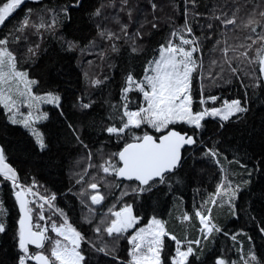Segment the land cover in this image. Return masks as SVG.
<instances>
[{
    "label": "snow or ice",
    "instance_id": "obj_1",
    "mask_svg": "<svg viewBox=\"0 0 264 264\" xmlns=\"http://www.w3.org/2000/svg\"><path fill=\"white\" fill-rule=\"evenodd\" d=\"M25 2L7 0L2 3L0 25ZM32 2L39 5L41 0ZM184 4V24L173 27L169 37L163 43L157 42L156 47L144 43L161 23L156 13L163 9H158L154 0H147L150 12L140 0H102L98 6L92 0H62L55 6L39 10L29 8L11 31L0 35V108L7 124L19 125L32 137L30 155L39 159L51 151L50 142L36 127L39 122L51 120L50 113L43 111L42 106H53L58 110L57 119L66 120L64 98L58 87L45 89L28 67H22L21 58L11 45L26 41L30 31L42 38L45 34L57 38L58 28H74V20L78 18L95 28L96 35L86 45L87 49L97 48V39L104 43L105 47L97 52L101 60H108L109 53H114L117 57L127 55L129 61H145L142 63V75L137 76L131 68L127 71L120 88L122 105L119 109L112 105L109 119L113 122L101 129L108 140L115 138L117 145L122 143V146L118 147V151L109 153L107 158H104L103 150H99L101 162L98 167L103 175L99 176V181L93 175L86 187L82 186L79 193H72L88 208V215L83 220L92 229L96 240L105 234L111 241L126 239L127 257H120L116 244L98 246L95 241L86 240V234L69 222L62 209L55 207V193L47 195L34 191L39 187L35 179L31 185L22 184L17 170L6 162L7 145L0 144V177L11 183L12 194L19 207L12 244L8 248L0 246V264H93L92 254L96 257L94 264H213L204 255L202 241H212L217 234L231 239L233 247L239 245V260L229 261L221 250V255L215 256L214 264H264V117H261L258 144L251 152L243 154L253 162L252 166L241 163L239 156L234 155L232 160L224 157L229 165L236 163L244 170L245 175L235 184L229 178L231 173L228 168L221 163L222 153L218 143L213 142L209 147L203 138L208 117L218 118L221 130L236 123L247 127L250 110L247 93L243 100H224L220 107H216L214 104L218 102V97L210 93L204 95V81L219 86L221 82L227 84L236 79L241 80L242 87H246L242 77H252L256 65L259 76L264 77V0H225L223 5L212 9L207 18L209 35L205 39L211 40L215 34L211 21L219 22L221 31L218 35L221 38H216L212 44L207 64L202 47L204 41L194 35L192 27V21L198 23L201 15L197 11V0H184ZM59 40L63 51L72 53L79 47L76 40L64 37H59ZM120 41L126 47H122ZM39 49V43L29 46L25 61L34 62ZM80 51L83 53L85 48ZM149 51L151 58H148ZM56 74L60 75V70ZM84 75L93 88L104 86L109 80L107 76L100 80L95 76L89 77L87 72ZM197 79L201 81L198 108L194 107L193 88ZM251 86L255 88L259 85L253 83ZM133 92L139 94L136 101L129 97ZM210 101L213 106H209ZM72 107L86 115L85 110L90 109L91 102L84 103L82 97H77ZM22 108H26L27 112L21 111ZM116 118L119 124L115 123ZM67 128L77 145L89 149L82 138V125L69 122ZM197 152L201 160H208L219 168L220 179L215 192L209 193L201 209L195 212L201 235L196 239L187 236L181 239L170 233L155 215L148 218L147 211L151 208L150 202L154 198L158 200L159 194L164 192L165 185L168 188L166 194H170L175 190L174 184L184 182L181 172L188 167L189 159L195 162ZM87 158L89 163L83 169L84 174L96 167L91 162L93 156L90 149ZM108 177H115V188L120 191L116 200L123 202L118 210L113 204L101 214L99 223H95L91 218L95 215L91 206L103 207L106 197L101 194L99 184L111 188ZM84 180L85 175H79L76 182L83 184ZM121 183H124L122 189ZM124 198L133 202L128 203ZM242 198L249 202V207L254 202L261 203L259 215L248 217L253 224L254 235L243 229L229 231L226 226L213 221L211 207L207 208V214L203 211L210 202L213 206H226L231 217L238 219L237 202ZM86 200L91 201V206ZM45 205L59 215L60 223L45 215ZM0 215H7L2 203ZM144 219H147V224L139 226ZM181 219L188 222L191 218L185 214ZM49 229L55 238L48 235ZM8 231L7 224L0 221V234L7 236ZM238 236L247 237V255L244 254V241L238 240ZM165 238L174 242V253L168 248ZM256 240L260 241L258 245ZM46 241H49L50 247L46 246ZM82 242L87 244V249ZM29 246H33L34 250Z\"/></svg>",
    "mask_w": 264,
    "mask_h": 264
},
{
    "label": "trees",
    "instance_id": "obj_2",
    "mask_svg": "<svg viewBox=\"0 0 264 264\" xmlns=\"http://www.w3.org/2000/svg\"><path fill=\"white\" fill-rule=\"evenodd\" d=\"M4 2H7V0H0V6ZM60 2L62 0H41L39 5H35L32 0H28L3 25H0V35L11 31L29 8L39 10L45 6H55ZM92 2L98 6L102 0H92ZM140 2L147 8V0H140ZM154 2L157 4L158 9L162 8L163 10H158L156 13L161 20L159 29L155 30L154 34L144 41L146 45L150 44L151 47H156L157 42L163 43L169 37L173 27L184 24V0H154ZM224 3L225 0H197V11L201 15L198 17V23L196 20L192 21V27L194 35L204 41L202 47L206 64L211 55L212 44L215 43L216 38H221L218 35L221 31L219 22L211 21L214 25L215 34L213 39H205L209 35L207 18L211 15L213 8H218ZM147 10L151 11L150 8H147ZM74 25V28H58L57 38H53L49 34H45L42 38L39 35L32 34L30 31L26 41L21 40L18 44L11 45L12 50L20 56L22 67H28L32 76L39 78L45 89L49 86L58 87L64 98L63 105L67 117L66 120H58V110L48 105L43 108V111L50 113L51 120L43 121L36 125L37 129L44 134L46 141L50 142L51 151L45 153L43 159L31 156L30 154L33 150L32 137L19 125L12 126L7 124L6 119L3 117L2 108H0V144L7 145L6 162L17 170L22 184L31 185L33 179H35L39 187L34 189V191L47 195L55 193V207L62 209L67 215L69 222L86 234V240H93L98 246L103 243H108L109 247L116 244L120 257L126 258L127 240L111 241L107 239L106 234L101 239L96 240L92 229L83 220V217L88 215V208L84 207L72 193H79L80 188L82 186L86 187L87 183L90 182V177L93 175H96L97 181H99V176L103 175V173L99 172L98 167L101 162L99 150L102 149L104 158H107L109 153L118 151V147L122 146V143L117 145L115 138L108 140L107 134L103 133L101 129L113 122L109 119V113L113 111L112 105H116L118 109L122 105L120 88L127 71L131 68L137 76L142 75V63L145 61L141 59L129 61L127 55L117 57L114 53H109L108 60H101L97 52L105 47L102 41L97 39V48H86L88 42L96 35L95 28L90 26L86 20L78 18L74 20ZM109 26L116 28L115 25ZM59 37H64L67 40H76L79 47L72 53L63 51ZM232 42L235 43V41ZM36 43L40 44L38 57L35 58L34 62L31 60L25 61L27 48ZM119 43L122 47H126L123 45V41ZM81 48H85L83 53L80 51ZM148 58H151V51L148 52ZM82 59L86 60L80 64L79 61ZM89 61H92V63L89 64ZM110 64L115 66L110 67ZM57 70H60V75L56 74ZM258 71L259 68L256 65L254 66L252 77H242L243 85L246 87H242L241 80L236 79H233L232 83L221 82L219 86H214L210 81H204V95L207 96L210 93L218 97V102L214 105L216 107H220L224 100H243L245 93H247L250 110L247 114L246 128L244 125L236 123L228 125L221 130L219 129L218 118L214 120L208 117L206 118V127L203 133V138L209 147L212 146L213 142L218 143L219 150L222 153L221 163L228 168L231 173L229 178L233 180L234 184L239 182L245 173L242 171L239 174L241 178H239L238 169H242L240 165L236 163L229 165L224 157L227 156L228 160H232L234 155L239 156L241 157V163L251 167L253 162L244 157L243 154L251 152L259 142L258 134L261 129V117H264V83ZM86 72L89 77L95 76L103 80L107 76L109 80L104 86L90 87L84 75ZM253 83H257L259 86L253 88L251 86ZM193 88L196 101L194 107L198 108L199 96L201 95V81L199 79L194 81ZM77 97H82L84 103L91 102L90 109L85 110L86 115L81 114L72 107ZM129 97L131 100L136 101L139 98V94L133 92L129 94ZM135 106L133 104V108ZM69 122L74 125H82V138L89 145V149L92 152L93 158L91 162L96 167L90 168L87 174H84L83 169L89 163L87 158L89 149H84L76 144L71 131L67 128V123ZM115 123L119 124L118 118L115 119ZM93 124L94 126H89ZM79 175H85L83 184L76 182L79 179ZM181 175L184 177V182L182 184H174V191L166 194L168 193V188L165 185L164 192L159 194L158 200L154 198L150 202L151 208L147 211V217L151 218L155 215L157 219L164 222L170 233L181 239L185 236L189 239L193 236V239H196L198 237V228L200 227L198 226L195 212L201 209V204L208 198L209 193L215 192L216 183L220 179L219 168L208 160H201L200 154L197 152L195 162L189 159L188 167L182 170ZM107 179L112 185L111 188L106 187L103 183L99 184L101 194L106 197L105 201L102 202L103 207L99 205L91 206V201L86 200V203L95 211L94 217H91L95 223H99L101 214L107 212L109 207L116 204V210H118L123 202L116 200V197L120 196V191L115 188V177H108ZM124 183L120 184L121 189L124 187ZM88 191L91 192L90 189ZM28 199L31 200L32 197L29 196ZM124 199L128 203L133 202L130 198ZM0 203L3 204L7 213V215H0V221L5 222L9 229L7 236L0 234V246L8 248L12 244V233L17 227L19 208L12 194L11 183L5 182L2 177H0ZM32 207L35 209L34 205ZM208 207L212 208V218L216 220L218 225L226 226L227 230L232 232L243 229L250 235L255 234L253 224L248 217L250 215H259L261 210L260 202H254L249 207V202L246 199H240L237 202L238 219L231 217L230 211L226 206L222 207L219 213L215 212L214 209L217 206L211 205L210 202L203 209L205 214H207ZM44 213L51 219L56 220L57 223L61 222L59 215L55 214L54 210H49L47 205L44 206ZM185 214L190 216L192 223L182 221L181 217ZM172 223L175 225L174 228H172ZM145 224H147V219H144L143 224L139 226ZM186 229L191 231L183 236L182 234ZM48 235L51 238H55V234L51 233L50 229ZM165 239L168 248L174 253V242L168 241L167 238ZM238 240L244 241V254L247 255V237L238 236ZM45 243L47 247H50L49 241ZM259 243L260 241L256 240V244L258 245ZM82 244L87 249V244L83 242ZM202 244L204 245L205 257L211 260L213 264L215 256L221 255V250L226 253L225 258L229 261L239 260V245L233 247V241L222 234H217L212 241H202ZM92 255L94 264L96 257L94 254Z\"/></svg>",
    "mask_w": 264,
    "mask_h": 264
},
{
    "label": "rangeland",
    "instance_id": "obj_3",
    "mask_svg": "<svg viewBox=\"0 0 264 264\" xmlns=\"http://www.w3.org/2000/svg\"><path fill=\"white\" fill-rule=\"evenodd\" d=\"M177 42H178V41H177ZM85 60H86V59H82L81 61H79L80 64H82L83 61H85ZM258 72H259V71H258ZM214 105H215V104H214ZM45 106H48V105H43V106H42V110H43V108H44ZM209 106H213V102L210 101ZM21 111H23V112H27V109H26V108H22ZM39 123H41V122H39ZM39 123H38V124H39ZM238 170H239V172H238V177L241 178V177L239 176V174H241V172L244 171V170H243V169H238ZM221 208H222V207H218V206H217V207H215L214 211L217 212V213H219ZM212 214H213V213H212ZM212 214H211V216H212ZM197 220H198V218H197ZM213 221H214L216 224H218V223L216 222V220H213ZM40 223L43 224L44 221H40ZM188 223H192V220H190ZM171 225H172V228L175 227L174 223H172ZM143 226H144V225H143ZM143 226H141V227H143ZM189 226L192 227L191 224H189ZM198 226L200 227V225H199V221H198ZM190 231H191L190 229H189V230L186 229L185 232H184L182 235L184 236L185 234H189ZM198 234H199V228H198Z\"/></svg>",
    "mask_w": 264,
    "mask_h": 264
},
{
    "label": "water",
    "instance_id": "obj_4",
    "mask_svg": "<svg viewBox=\"0 0 264 264\" xmlns=\"http://www.w3.org/2000/svg\"><path fill=\"white\" fill-rule=\"evenodd\" d=\"M261 79H262V81H263V83H264V77H261ZM99 190H100V188H99ZM91 191V190H90ZM19 208V207H18ZM30 248H33V246H29ZM34 249V248H33Z\"/></svg>",
    "mask_w": 264,
    "mask_h": 264
},
{
    "label": "flooded vegetation",
    "instance_id": "obj_5",
    "mask_svg": "<svg viewBox=\"0 0 264 264\" xmlns=\"http://www.w3.org/2000/svg\"><path fill=\"white\" fill-rule=\"evenodd\" d=\"M27 1H28V0H26V2H27ZM26 2H25V3H26ZM15 11H16V10H15ZM15 11H14V13H15ZM14 13H12L11 15H13ZM11 15H10V16H11ZM10 16H9V17H10ZM9 17H8V18H9ZM8 18H7V19H8ZM7 19H6V20H7Z\"/></svg>",
    "mask_w": 264,
    "mask_h": 264
},
{
    "label": "bare ground",
    "instance_id": "obj_6",
    "mask_svg": "<svg viewBox=\"0 0 264 264\" xmlns=\"http://www.w3.org/2000/svg\"><path fill=\"white\" fill-rule=\"evenodd\" d=\"M200 236V231H199V234H198V237Z\"/></svg>",
    "mask_w": 264,
    "mask_h": 264
},
{
    "label": "crops",
    "instance_id": "obj_7",
    "mask_svg": "<svg viewBox=\"0 0 264 264\" xmlns=\"http://www.w3.org/2000/svg\"><path fill=\"white\" fill-rule=\"evenodd\" d=\"M197 222H198V220H197ZM191 239H193V236H192V238Z\"/></svg>",
    "mask_w": 264,
    "mask_h": 264
}]
</instances>
